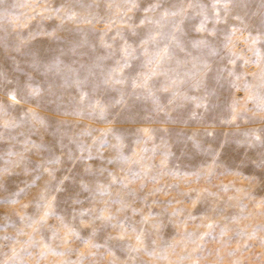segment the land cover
I'll use <instances>...</instances> for the list:
<instances>
[{"label":"rangeland","instance_id":"rangeland-1","mask_svg":"<svg viewBox=\"0 0 264 264\" xmlns=\"http://www.w3.org/2000/svg\"><path fill=\"white\" fill-rule=\"evenodd\" d=\"M0 264H264V0H0Z\"/></svg>","mask_w":264,"mask_h":264},{"label":"snow or ice","instance_id":"snow-or-ice-1","mask_svg":"<svg viewBox=\"0 0 264 264\" xmlns=\"http://www.w3.org/2000/svg\"><path fill=\"white\" fill-rule=\"evenodd\" d=\"M12 98H13V100L16 99L15 94H13ZM255 139L256 140H260V137L259 136H256ZM212 151H213V153H215V149H212Z\"/></svg>","mask_w":264,"mask_h":264}]
</instances>
